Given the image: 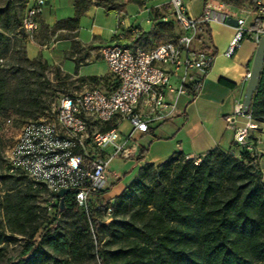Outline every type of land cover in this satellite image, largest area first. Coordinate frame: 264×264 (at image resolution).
<instances>
[{"label": "built area", "instance_id": "obj_1", "mask_svg": "<svg viewBox=\"0 0 264 264\" xmlns=\"http://www.w3.org/2000/svg\"><path fill=\"white\" fill-rule=\"evenodd\" d=\"M46 0H32L21 18V29L32 38L39 29L38 17ZM168 12L163 22H173L175 37L147 46L126 40V35L105 44L100 55L114 82L110 88L93 85L80 92L67 93L52 113L23 124L19 143L6 151L8 175L22 177L46 199V207L59 218L64 208L61 200L71 195L91 223L92 217L109 222L111 202L104 198L109 187V169L114 158H134L137 147L131 142L135 131L149 133L155 125L167 122L179 109L199 94L203 78L214 60V53L202 44L205 28L212 22L226 23L227 17L238 24L226 51L232 55L244 38L257 44L264 35V3L256 0L245 17L239 9L218 0H207L199 17L188 15L183 0H164ZM252 17V22L249 19ZM135 36L139 32L131 31ZM242 119V120H241ZM234 130L239 148L249 149L259 122L241 102L233 105V114L225 117ZM11 123L5 118V125ZM128 123V134L121 125ZM108 124L113 126L106 129ZM97 125L103 128L97 129ZM195 164L202 156H186ZM256 162V161H255ZM61 189L68 193L58 196ZM100 198V199H99ZM91 225V224H90ZM91 232L93 229L91 227Z\"/></svg>", "mask_w": 264, "mask_h": 264}, {"label": "trees", "instance_id": "obj_2", "mask_svg": "<svg viewBox=\"0 0 264 264\" xmlns=\"http://www.w3.org/2000/svg\"><path fill=\"white\" fill-rule=\"evenodd\" d=\"M218 1L240 9L253 5L256 0ZM12 2L0 0V39L8 28L20 37L25 36L21 19L10 7ZM91 4V0H74V15L58 20L54 31L74 30ZM154 19L151 35L164 40L175 37L173 22L161 21L158 14ZM209 32L206 27L205 33ZM25 61L38 63L43 71L46 68V62L38 56L32 59L26 56ZM33 74L27 77L22 66L10 74L9 97L13 106L19 104V111L24 106L30 108L31 103L34 112L43 108L30 87ZM3 83L0 74V108ZM250 112L256 121L264 122V67ZM112 126L108 124L106 129ZM145 153L146 148L142 147L135 159L141 161ZM201 156L202 161L195 164L185 155L174 152L161 164L141 166L136 177L111 202L112 219L107 223L97 217H92L90 223L71 195L63 201V212L72 214L82 232L92 227L94 234L105 231L112 239L125 244L110 253L96 250L100 264H247L249 260L264 263V184L255 158L249 149H240L237 156L220 147ZM14 178L19 182L23 179ZM28 187L30 192L40 194ZM17 202L19 212H24L23 220H28L26 197L20 196ZM39 228V223L31 226L19 256L20 264H30L32 255L45 242L58 240L59 224L55 218L40 232ZM37 234L38 240H35Z\"/></svg>", "mask_w": 264, "mask_h": 264}, {"label": "rangeland", "instance_id": "obj_3", "mask_svg": "<svg viewBox=\"0 0 264 264\" xmlns=\"http://www.w3.org/2000/svg\"><path fill=\"white\" fill-rule=\"evenodd\" d=\"M95 1L104 6L106 10H111L109 15L101 9L100 13L95 16L94 22L100 25L104 21L111 19L114 14L112 9H116L117 6L113 0H94V2ZM189 2L196 11L201 9L202 4L199 3V0H189ZM26 6L27 0H13L10 7L14 9L19 19H21ZM130 8L131 7H128L127 9ZM239 12L241 11H238L240 17L246 16L245 13L241 12L239 14ZM250 21L251 19L248 23ZM213 23L222 22L212 21L210 24ZM222 24L228 25L227 23ZM134 29L136 28L131 26L129 29L124 30L123 35H126V40L131 41L134 39L138 42H144L147 45L159 43L164 40L163 37H156L153 35L150 37L148 34L142 33L138 29L136 30L139 32V35L135 36L131 33ZM3 33L4 36L0 39V74L5 81L2 87L4 93L3 103L0 108V264H20L19 256L30 233L31 226L35 223H39L40 232L48 221L53 218H55L56 222L59 224L57 233L58 240L54 242H45L38 252L32 255L29 261L30 264H100L96 250L110 253L125 244L112 239L105 231L95 233L94 236L91 229L82 232L80 227H77L74 217L69 212L64 211L59 218L55 217L53 212L47 209L45 197L33 191L30 192L24 178L20 181L22 183H20L16 181L13 176H8L5 158L8 146L15 142L23 124L42 115L52 113L63 95L80 92L84 88L93 85L105 86L106 88L112 86L114 79L108 72L107 65L100 55L101 47L105 43H108V41H98L95 49L91 52L88 51L91 46H82L80 42L74 39L71 41V49L64 52V45L67 43L62 41L58 44L55 51H45L43 54L47 59H50L51 53L58 52L61 54L60 62L64 66L63 69L66 72L61 70L58 65L48 63L39 55L38 57H40L41 61L46 62V68L43 71L38 63L29 64L25 61L24 44L27 35L20 37L11 28L4 30ZM86 33L89 35V32ZM45 34L44 32L43 35ZM34 36L32 38H34ZM52 36L54 37L48 40H57L63 37V34L55 33L53 30ZM73 60L77 64L79 62L83 63L79 68V74L82 76H77L73 73L75 70V63ZM21 66L26 68L27 77H30V73H34L30 79V87L33 89L36 99L40 100V104L43 107L39 111L34 112L35 107L32 103L30 108L24 106V108H21V111H19V104L15 106L11 104L10 100H12V98L9 97L11 93L9 77L11 73H14L16 69L21 68ZM184 100V98L180 99V104H182ZM7 117L11 119V123L5 125L4 120ZM101 128L103 127L97 125V129ZM123 129L125 128L123 127ZM129 129L131 130V127ZM149 136L150 133L141 135L140 132L135 131L132 134L131 142L134 143L139 150L141 146L146 145V138ZM233 148H238L237 151H233V153L238 156L240 152L239 145L234 144ZM225 150L227 152L230 151L228 149ZM255 151H250L254 158L257 157V152ZM109 169L117 173V176L120 177V183L126 184L137 175L139 164L136 159L132 158H114L109 164ZM261 183L264 184V172H262ZM20 196H24L27 199L25 213L28 216V220L26 221L23 220L24 212H19L17 208V201ZM38 236L37 234L34 239L38 240ZM99 238L100 242L98 243ZM64 261L66 263H63ZM247 264L260 263L249 260Z\"/></svg>", "mask_w": 264, "mask_h": 264}, {"label": "crops", "instance_id": "obj_4", "mask_svg": "<svg viewBox=\"0 0 264 264\" xmlns=\"http://www.w3.org/2000/svg\"><path fill=\"white\" fill-rule=\"evenodd\" d=\"M137 1L141 2L143 6L140 7ZM183 1L188 15L199 17L207 0H199V3L202 4L199 11L194 9L189 0ZM113 2L116 3L117 8L112 9L114 14L111 15V19L100 25L96 24L94 19L101 9L109 15L111 10H106L99 2L92 0V4L80 17L79 24L74 30L56 29L55 33L63 34V37L57 40H48L54 37L52 31L58 20L74 15V0H46L39 17L41 25L38 31L34 38L26 37L24 44L26 56L32 59L41 55L48 63L56 64L66 72L60 62L61 54L58 52L51 53L50 59H47L43 53L55 51L62 41L67 43L64 45V52H67L71 49L73 39L80 42L82 46H91L88 50L91 52L95 49L98 41L107 40L108 43H111L115 41V38L117 39L118 35H123L124 30L131 26L152 37L150 33L155 24V14L161 16L168 12V6L164 0H113ZM261 2L264 3V0ZM31 3L32 0H27V5ZM128 7L131 8L127 9ZM249 7L236 9L247 14L246 10ZM250 19L252 22V17ZM207 27L210 34L205 33L202 44L215 56L211 67L203 78L202 88L194 100L186 104L185 100L182 104L179 101V109L175 116L167 122L151 128L150 136L146 138V145L141 146V148H146V153L144 158L138 162L139 168L147 163L161 164L174 152H179L185 156H198L204 155L215 147L228 149L232 152L238 150V148H233V145L236 144L234 130L227 127L225 117L233 114V105L236 102L242 103L243 101L257 44L252 38H244L233 54L227 55L226 51L230 38L234 35L235 27L222 23L209 24ZM84 30L89 32V35ZM44 32L45 35H43ZM67 34H74V36ZM74 63L75 70L73 73L82 76L79 74V68L83 63L77 64L75 61ZM129 128L128 123L121 125V131L124 134L129 133ZM143 134L141 133V135ZM139 150L137 149V154ZM249 150H256L257 167L264 172V122L262 121L259 122V130L254 133ZM119 179L118 176L109 175L111 186L104 194L105 199L113 201L114 197L119 195L128 184L120 183Z\"/></svg>", "mask_w": 264, "mask_h": 264}, {"label": "water", "instance_id": "obj_5", "mask_svg": "<svg viewBox=\"0 0 264 264\" xmlns=\"http://www.w3.org/2000/svg\"><path fill=\"white\" fill-rule=\"evenodd\" d=\"M226 23L233 26H236L238 24L237 19L232 17H227ZM21 31L23 32L22 29ZM262 67H264V35L260 37V40L256 45L255 54L253 57L252 65L247 79L244 98L242 101L243 108L246 112L249 111L251 107L252 98L258 86ZM66 193H68L67 189H61L57 195L63 196ZM61 206L63 207V200H61Z\"/></svg>", "mask_w": 264, "mask_h": 264}, {"label": "bare ground", "instance_id": "obj_6", "mask_svg": "<svg viewBox=\"0 0 264 264\" xmlns=\"http://www.w3.org/2000/svg\"><path fill=\"white\" fill-rule=\"evenodd\" d=\"M27 123H29V122H27ZM22 132H23V127H22V129L20 130V133H19V135H18V137H17V139L15 140L14 143H19V141L21 140Z\"/></svg>", "mask_w": 264, "mask_h": 264}]
</instances>
